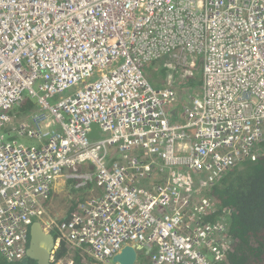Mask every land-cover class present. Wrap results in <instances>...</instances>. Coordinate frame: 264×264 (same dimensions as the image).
Here are the masks:
<instances>
[{
    "label": "built area",
    "instance_id": "1",
    "mask_svg": "<svg viewBox=\"0 0 264 264\" xmlns=\"http://www.w3.org/2000/svg\"><path fill=\"white\" fill-rule=\"evenodd\" d=\"M150 66L168 70L164 87L152 85ZM198 66L199 93L175 119L172 77ZM25 92L41 112L14 119ZM3 127L8 261L26 255L39 221L55 238V264H74V251L115 264L131 244L150 250L135 264H227L228 219L212 218L209 184L255 159L264 139V0H0ZM140 149L151 157L123 154ZM59 177L94 178L63 217L47 209ZM61 244L68 254L56 259Z\"/></svg>",
    "mask_w": 264,
    "mask_h": 264
},
{
    "label": "trees",
    "instance_id": "2",
    "mask_svg": "<svg viewBox=\"0 0 264 264\" xmlns=\"http://www.w3.org/2000/svg\"><path fill=\"white\" fill-rule=\"evenodd\" d=\"M160 72L163 73V70ZM200 83L197 82V85ZM34 109V103L24 99L11 112ZM258 151L255 159L234 165L209 184V192L219 204V212L212 218L221 214L228 219L230 242L226 250L227 264H264V139L259 143ZM68 179L75 188L94 185L93 177L87 178L85 184L83 179ZM83 197L74 199L71 206ZM223 210L226 212L223 213ZM67 254L68 248L61 244L55 257L62 258ZM72 257L74 264H92L76 251L72 252ZM0 264L38 263L26 255L20 260L8 261L0 253Z\"/></svg>",
    "mask_w": 264,
    "mask_h": 264
},
{
    "label": "rangeland",
    "instance_id": "3",
    "mask_svg": "<svg viewBox=\"0 0 264 264\" xmlns=\"http://www.w3.org/2000/svg\"><path fill=\"white\" fill-rule=\"evenodd\" d=\"M198 60H195L194 62H197ZM153 66H150L149 69V74L151 75L152 80L151 83L154 87L159 88V87H164L165 84V76L168 70L163 69V73L160 72L161 69L154 70L152 69ZM172 72H174V70H171ZM183 73V72H182ZM182 73L180 71H176L175 72V76L174 78L172 77L173 83H172V87L174 89H176L175 92V99L173 101H170L168 105L169 110L172 112V110L174 109L175 105L177 106V108L181 105L184 104H189L192 101V97H196L197 94L199 93V89H200V85H197V82L201 81V68L200 66L196 67L194 70H192L191 75H189L188 77L184 78L182 77ZM181 79H183L181 81ZM35 88L37 89V87L35 86ZM26 99L31 101L32 103H34L35 105V109L31 110L29 112H11L13 115H15L14 119H24L25 117H27L28 115H31L33 113V111H39L38 105H37V99L35 97H31L27 92L24 93V98L22 99V101ZM57 99V96L55 98H50L49 102L50 104H53ZM174 106V107H173ZM18 108V107H17ZM16 108V109H17ZM179 110V109H178ZM10 125L7 124L6 128H8ZM5 128H0V134L1 133H5ZM23 142V141H22ZM26 142V141H25ZM24 142V143H25ZM145 150L140 149L139 150H128L123 152L124 155H127V158L129 157H137L139 158L142 155L145 157V159L150 158L151 156L149 155H145ZM121 158V160H120ZM124 157H122V154L117 155L116 157L114 156V160H120V161H124ZM109 162H112L111 160Z\"/></svg>",
    "mask_w": 264,
    "mask_h": 264
},
{
    "label": "water",
    "instance_id": "4",
    "mask_svg": "<svg viewBox=\"0 0 264 264\" xmlns=\"http://www.w3.org/2000/svg\"><path fill=\"white\" fill-rule=\"evenodd\" d=\"M90 140L100 137V130L96 123L91 124L88 134ZM55 246V238L52 233L46 232L39 221H34L29 231L28 247L26 256L36 260L38 264H55L51 260ZM150 250L139 244L125 245L119 253L112 256L115 264H135L142 254H148Z\"/></svg>",
    "mask_w": 264,
    "mask_h": 264
},
{
    "label": "crops",
    "instance_id": "5",
    "mask_svg": "<svg viewBox=\"0 0 264 264\" xmlns=\"http://www.w3.org/2000/svg\"><path fill=\"white\" fill-rule=\"evenodd\" d=\"M178 109L179 107L177 108V106L175 105L174 109L171 112L172 117L175 119H178L180 117V111ZM23 140L26 142L32 141L29 138H23ZM79 171H81L82 173H91L92 168L89 167L88 164H82L79 166ZM92 186L93 185L83 188H75L74 186L70 185L69 179L59 177L54 182L51 197L47 202V209L50 211V213L58 217L67 215L73 200L79 198V196L89 195L90 191L93 188ZM90 187L92 188L90 189Z\"/></svg>",
    "mask_w": 264,
    "mask_h": 264
},
{
    "label": "bare ground",
    "instance_id": "6",
    "mask_svg": "<svg viewBox=\"0 0 264 264\" xmlns=\"http://www.w3.org/2000/svg\"><path fill=\"white\" fill-rule=\"evenodd\" d=\"M112 46H109V48H111ZM23 87H27V84L25 85V86H23Z\"/></svg>",
    "mask_w": 264,
    "mask_h": 264
}]
</instances>
